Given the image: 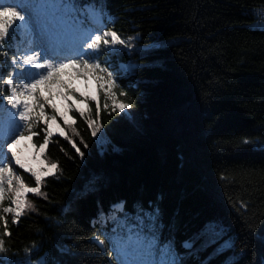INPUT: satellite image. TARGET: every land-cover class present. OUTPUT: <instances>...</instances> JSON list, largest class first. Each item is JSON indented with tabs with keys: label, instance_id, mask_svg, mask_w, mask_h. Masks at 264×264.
<instances>
[{
	"label": "trees",
	"instance_id": "obj_1",
	"mask_svg": "<svg viewBox=\"0 0 264 264\" xmlns=\"http://www.w3.org/2000/svg\"><path fill=\"white\" fill-rule=\"evenodd\" d=\"M103 3L100 31L134 37L131 48L117 45L120 51L97 58L119 75L113 90L130 107L114 108L104 81L96 82L97 99L84 97V115L72 108L67 123L46 102V115H56L65 135L52 134L42 156L58 167L44 177V195L28 194L34 209L17 223L4 214L10 235L0 264H117L108 237L135 231L149 212L155 220L140 225L145 230L154 223L181 253L183 241L193 242L186 264H264V245L253 238L264 232V0ZM26 37L18 33L0 48L8 53L7 64L0 55L5 76ZM70 75L75 69L61 78ZM45 128L42 120L33 128L36 147ZM17 174L35 186L28 171ZM209 226L221 236L197 252L214 238ZM225 241L233 247L213 256Z\"/></svg>",
	"mask_w": 264,
	"mask_h": 264
},
{
	"label": "snow or ice",
	"instance_id": "obj_2",
	"mask_svg": "<svg viewBox=\"0 0 264 264\" xmlns=\"http://www.w3.org/2000/svg\"><path fill=\"white\" fill-rule=\"evenodd\" d=\"M104 7L103 0H26L25 3L13 6L0 5V48L6 40L18 33L25 31L31 33V39L28 41L30 46L20 55H12L10 58V67L13 70L8 71L6 76L0 71V100L7 101V105L0 106V156L3 157L0 159V164L3 165L0 166V202L4 201L6 192H14V199L11 201L14 207L0 206V220H4V214L12 213L13 223H17L26 210L34 209V205L28 200V194L37 197L44 195L41 192L44 177L54 175L53 170L58 167L56 163L44 165L40 169L27 167L17 155L14 145L25 137L26 133L28 139L35 135L33 128L41 119H45L44 109L46 102L53 98L54 86L64 89L60 94L65 99L73 94L74 90L61 78L66 69H75V74L79 76H91L98 84L104 81L100 87L107 86L106 96L113 101V107L121 111L130 107L116 100V92L113 89L118 87L119 75L114 77L113 72L102 66L97 58L102 51H109L110 54L120 51L117 45L131 48L129 42L134 37L123 39L111 29L101 32L99 26L92 27L93 22L99 25L98 9L103 10ZM16 51H20L19 47ZM0 55L6 58L7 64L8 53L0 52ZM115 71L119 73L121 69L116 68ZM17 80L30 82H14ZM5 89L7 96H4ZM120 95L124 93L121 92ZM51 107L55 112L56 105L52 104ZM81 115H84L83 111ZM49 119L55 122L56 115L45 119L46 124ZM88 123L94 125L95 122L89 120ZM50 128L49 124L44 130L43 143L40 145L42 150L53 134ZM97 131L98 128L93 127V135ZM60 135H65L63 130H60ZM242 143L248 145L253 142L244 139ZM5 145L7 151L11 153L10 157L7 152H3ZM76 150L80 151L78 148ZM80 155L83 156L84 153L80 152ZM13 159L20 168L27 167V171L34 178L35 186H29L22 177L16 176V186L13 187V169L4 162ZM138 219L139 225L135 231L129 228L127 235L108 237L109 246L112 248L109 255H115L117 264H186V259L193 255L192 241L182 242L181 248L185 251L181 253L177 249L175 239L171 236L162 237L154 223L149 224L147 230L140 226L145 224L146 220H155L151 212L147 213L145 218ZM7 223V220H4V233L0 235V257L7 252L3 238L10 235ZM113 231L115 232V229ZM209 231L214 238L201 245L197 252L206 248L208 244L218 242L221 233L217 232L214 226H209ZM253 238L264 245V232L253 233ZM97 243L103 246L105 241L97 238ZM231 247H233L231 242L225 241L214 249L212 255L219 256L226 248ZM25 251L27 253L29 250ZM3 264L27 262L5 258ZM46 264L52 262L48 261ZM221 264L228 262L221 261Z\"/></svg>",
	"mask_w": 264,
	"mask_h": 264
},
{
	"label": "rangeland",
	"instance_id": "obj_3",
	"mask_svg": "<svg viewBox=\"0 0 264 264\" xmlns=\"http://www.w3.org/2000/svg\"><path fill=\"white\" fill-rule=\"evenodd\" d=\"M261 13H264V9L260 10ZM264 17V15H262ZM95 23V22H94ZM101 19L99 17V27L101 28ZM261 25L264 26V19L261 21ZM28 41H30V39L26 40V44H25V48L29 47V43ZM39 51V49H37ZM60 62V61H57ZM38 78V77H37ZM66 82L68 83V85L74 89V91H76L79 96H74V95H69L68 99H65L60 93L64 91V89H61L57 86H54L53 89V98L50 102H48L49 106L51 107L52 104L56 105V114L60 117L61 121L63 123H67L69 121H72V116L70 114V110L72 108L84 111L85 109H87V104L86 101L84 100V97H89V98H93V99H97L98 98V86L96 83V80L89 76V77H84V76H79V75H70V76H66L65 77ZM19 82H30V81H19L17 80V83ZM118 103H123L122 101H120L119 99H117ZM7 105V101L5 100L2 103V106ZM112 105H113V101H112ZM9 108L11 107L10 105L8 106ZM52 108V107H51ZM119 109V108H118ZM120 110V109H119ZM50 116H45V119H48ZM45 119H41L42 122H45ZM51 125L50 130L52 131L53 134H60V130H63V127L61 126V124L59 123V121L56 119L55 122H52L50 119L48 120V125ZM64 131V130H63ZM18 135V134H17ZM13 139H15V137H13ZM9 143H11V140L8 141ZM21 142V143H20ZM20 145H18L16 147V153L17 155L20 157L22 155H25L26 158L25 159H21L22 163H24L27 167H32V168H36V169H40L43 168L44 165H48L44 158H43V151L40 147H36L34 145V143L32 142V137L31 139L27 138V133L25 134V137L21 138L19 140ZM3 152H7V155L10 157L11 153L7 151V147L5 145ZM0 159H3L2 156H0ZM41 161L43 163H41ZM5 163L8 164L9 167H11L13 169V187L15 188L16 186V180L15 177L18 176L17 174V170L18 169H23L27 171V167L26 168H20L19 165L15 164L14 159L13 160H5ZM0 166H3L2 164H0ZM50 166V165H49ZM54 171V170H53ZM14 199V192H6L5 193V207H14V205L11 203V201ZM9 216L13 219V214L9 213ZM38 264V263H36Z\"/></svg>",
	"mask_w": 264,
	"mask_h": 264
},
{
	"label": "bare ground",
	"instance_id": "obj_4",
	"mask_svg": "<svg viewBox=\"0 0 264 264\" xmlns=\"http://www.w3.org/2000/svg\"><path fill=\"white\" fill-rule=\"evenodd\" d=\"M20 143H21V142H20ZM20 143H16V144L14 145V148L16 149V147H17L18 145H20ZM20 158H21V159H25L26 156H25V155H22V156H20Z\"/></svg>",
	"mask_w": 264,
	"mask_h": 264
}]
</instances>
